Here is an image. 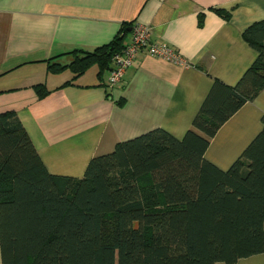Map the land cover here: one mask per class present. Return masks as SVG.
I'll use <instances>...</instances> for the list:
<instances>
[{
  "label": "trees",
  "instance_id": "1",
  "mask_svg": "<svg viewBox=\"0 0 264 264\" xmlns=\"http://www.w3.org/2000/svg\"><path fill=\"white\" fill-rule=\"evenodd\" d=\"M131 25L123 22L107 44L74 50L70 63L48 61L47 73L69 70L64 86L95 65L96 85H104ZM242 37L256 59L234 86L212 79L181 138L159 127L119 141L91 157L81 177L50 173L17 112H0L2 264H236L263 254L264 114L227 169L205 157L220 127L264 89V19ZM33 88L39 99L52 91Z\"/></svg>",
  "mask_w": 264,
  "mask_h": 264
},
{
  "label": "crops",
  "instance_id": "2",
  "mask_svg": "<svg viewBox=\"0 0 264 264\" xmlns=\"http://www.w3.org/2000/svg\"><path fill=\"white\" fill-rule=\"evenodd\" d=\"M262 19L264 0H0V112H17L50 173L81 177L91 157L119 141L159 127L181 138L212 79L234 86L254 62L257 51L242 32ZM123 22L147 24L153 41L189 65L140 52L114 86L110 70L100 86L97 69L88 83L64 86L65 77L47 73L48 61L67 64L74 50L109 43ZM130 39L129 29L126 45ZM37 83L52 91L39 99ZM263 114L264 89L220 127L206 159L227 169L261 130ZM236 264H264V253Z\"/></svg>",
  "mask_w": 264,
  "mask_h": 264
},
{
  "label": "built area",
  "instance_id": "3",
  "mask_svg": "<svg viewBox=\"0 0 264 264\" xmlns=\"http://www.w3.org/2000/svg\"><path fill=\"white\" fill-rule=\"evenodd\" d=\"M151 36V28L147 24L133 23L130 42L121 52L115 53L112 57V68L108 77L110 86L118 85L121 82L125 70L140 52H145L150 56L158 57L176 65H189L176 49L164 42L153 41Z\"/></svg>",
  "mask_w": 264,
  "mask_h": 264
},
{
  "label": "rangeland",
  "instance_id": "4",
  "mask_svg": "<svg viewBox=\"0 0 264 264\" xmlns=\"http://www.w3.org/2000/svg\"><path fill=\"white\" fill-rule=\"evenodd\" d=\"M133 25V24H132ZM131 25V26H132ZM97 69V67L95 66V65H93V66H91L88 70H87V72H86V75H85V77H83V79L82 78H80V79H76L77 80V82L78 83H88L89 81H91L92 80V75H94V72H95V70ZM106 73V72H105ZM104 73V74H105ZM71 76H72V73L69 71V70H66V71H64V73H62L61 75H60V77L59 78H63V77H65V79L66 80H69L70 78H71Z\"/></svg>",
  "mask_w": 264,
  "mask_h": 264
}]
</instances>
